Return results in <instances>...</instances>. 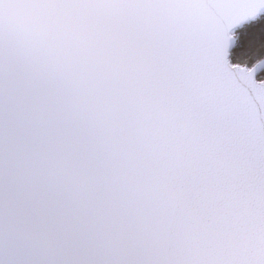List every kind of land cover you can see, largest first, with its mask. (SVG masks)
I'll use <instances>...</instances> for the list:
<instances>
[{
  "label": "snow or ice",
  "instance_id": "6c2138e0",
  "mask_svg": "<svg viewBox=\"0 0 264 264\" xmlns=\"http://www.w3.org/2000/svg\"><path fill=\"white\" fill-rule=\"evenodd\" d=\"M0 21V264H264V141L198 107L185 32L264 16L187 0H19Z\"/></svg>",
  "mask_w": 264,
  "mask_h": 264
},
{
  "label": "water",
  "instance_id": "95a60500",
  "mask_svg": "<svg viewBox=\"0 0 264 264\" xmlns=\"http://www.w3.org/2000/svg\"><path fill=\"white\" fill-rule=\"evenodd\" d=\"M19 0H0V21L22 24L24 18L14 6ZM114 2L149 9L152 19L167 23L169 6L187 0H114ZM258 17V16H257ZM193 28L182 40L188 61V84L198 97V107L207 111L213 121L238 136L255 153L264 141V80L256 76L264 68V57L250 68L232 64L229 53L235 45L233 31L257 19ZM3 112L0 109V141L3 139Z\"/></svg>",
  "mask_w": 264,
  "mask_h": 264
},
{
  "label": "trees",
  "instance_id": "16d2710c",
  "mask_svg": "<svg viewBox=\"0 0 264 264\" xmlns=\"http://www.w3.org/2000/svg\"><path fill=\"white\" fill-rule=\"evenodd\" d=\"M233 34L236 41L229 54L232 63L250 67L264 57V16L242 25ZM257 78L264 79V68Z\"/></svg>",
  "mask_w": 264,
  "mask_h": 264
}]
</instances>
